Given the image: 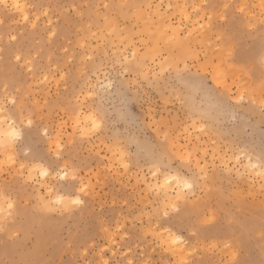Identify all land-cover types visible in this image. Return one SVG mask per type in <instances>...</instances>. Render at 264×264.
I'll use <instances>...</instances> for the list:
<instances>
[{"label":"rangeland","instance_id":"rangeland-1","mask_svg":"<svg viewBox=\"0 0 264 264\" xmlns=\"http://www.w3.org/2000/svg\"><path fill=\"white\" fill-rule=\"evenodd\" d=\"M5 2L9 7L0 4L2 21L0 104L7 103L6 97L9 100L15 97L18 105L12 109L14 113L12 119L16 120V127H21L22 117L18 116L20 105H23L25 116L32 115L37 127L17 151L5 152L0 149V187L21 186L19 202L27 219L30 217L28 212L30 202L36 198L33 192L35 186L30 187L24 182L27 172L20 169L23 162L20 150H27L34 140L40 145L47 143L49 147H54L61 132L63 140L69 139V134L73 132L71 127L73 113L65 106L77 103L75 96L79 94V88L83 84H78L74 77H79L82 81L86 72L79 61L72 59L79 38L71 34L67 37L61 34L49 40L44 17H41L37 28H32V20L38 12L31 5L47 6L45 10L49 12L51 26L59 33L60 29L56 27L58 23L62 25L70 16L79 15L80 9L71 10L70 6H87L91 3L98 5L111 3L113 0H5ZM15 2L27 6L24 11L29 16L28 22L23 21L20 14L10 7ZM116 2L142 5L138 16L129 14L126 19L121 18L118 22L119 27L125 29V34H138L137 40L150 41V47L158 45L157 57L154 62L150 60L141 69L142 73L152 75L159 71L161 64L168 67V64L172 63L174 67L177 61H182L180 66L183 67V62L188 63L193 73L200 69L201 74L209 72L216 74L214 69L220 63L217 40L221 36L231 41V47L235 48L237 53L240 51L245 54L251 53L255 58L245 56L244 63L238 54L233 64L225 65V75L221 78L218 89L221 97L218 108L209 109L203 95L172 86L170 80L164 78H161L159 85L151 90L145 88L136 93L133 89L134 95L137 96L134 115L140 117L136 125L125 124L120 119L121 101L118 96L106 97L102 102L97 100L96 106L113 117V120L99 138L79 149V155L88 157L90 152L93 158L96 152H100L101 158L110 155L105 145L109 144L113 137L127 139L128 135H133L141 138V133L144 136H154L157 133L153 125L163 117L169 122V127L165 130L169 132L170 150L179 152L184 148L198 147L199 158H203L207 152V158L211 162L214 152L218 163L220 158L227 154L226 162H230L234 169L238 168L244 173L248 161L242 158L237 164L234 153L239 154V149L244 147L249 150L255 148V151L259 152L261 136L264 135V115L249 107L247 103L235 105L234 101L246 91L252 93L255 90L257 99L261 95L258 81L261 72L258 57L261 33L250 30L247 21H259L262 0H116ZM59 5L64 7L59 8ZM246 5L250 7L241 14L239 8ZM135 11L134 9L133 12ZM87 14L85 12V16ZM174 31L179 34H175ZM12 35L17 37L16 41L10 40ZM80 36H83L82 32ZM171 36L174 39H171ZM95 47L93 44V48ZM65 49L69 51L66 53ZM14 54L21 55L23 59L19 63L16 62ZM92 54L109 55L103 47L96 49ZM29 68L32 71H28ZM42 68L45 69L43 72ZM97 75L99 79H103L102 74ZM247 99L248 96L245 95V100ZM84 102V97H79V103ZM88 103L91 104L92 101ZM7 107L12 108L10 104H7ZM62 121H67L63 127ZM11 123V120L7 121L0 131L7 130ZM202 126L205 127V131L199 132L198 129ZM45 128L50 134V141L41 136V131ZM10 155L15 158V163L8 160ZM88 163L91 164L92 161ZM111 168L112 163L109 162L93 164L91 169L85 170L86 178L92 179L93 182L99 179L90 203L97 209L102 205L113 222L128 217V231L117 241H112L103 234L97 235L96 243L103 244L108 240L109 244L114 243L115 251L118 253L131 250V257L136 259L147 254L155 257L161 264H169V254L159 250L152 252L151 239L141 236L139 225L128 216L129 212H136L146 203L140 198L147 195L146 192H142V181L148 173L149 165L140 162L122 173L111 172L109 171ZM148 179L151 177L148 176ZM233 184L241 189L250 186L249 181L239 178L235 179ZM258 189L259 180L256 181L254 189L257 194L242 206L246 217L253 218L257 225L262 207ZM214 195L215 193L207 191L204 193L205 198H212ZM80 226L81 221L75 218H58L46 222L33 220L26 235L22 233L19 239L10 243L0 239V264H13L27 259H40L47 264H72L77 259H83L77 250H69L65 244L58 243L64 237L74 234ZM229 231L232 232L233 238L221 242L215 250L198 246L184 253L177 252L171 260H178L182 256L189 261H203V264H232L236 259L246 264H264V242L261 241L258 230L250 228L244 233L236 232L234 229ZM225 243L230 247L225 248ZM193 251L194 255L188 254ZM93 258L90 256L88 259Z\"/></svg>","mask_w":264,"mask_h":264},{"label":"snow or ice","instance_id":"snow-or-ice-1","mask_svg":"<svg viewBox=\"0 0 264 264\" xmlns=\"http://www.w3.org/2000/svg\"><path fill=\"white\" fill-rule=\"evenodd\" d=\"M0 4L9 7L5 0ZM10 7L20 14L23 21L28 22L29 16L24 9L27 7L15 2ZM38 14L32 20V28H37L44 17L46 24V35L49 40L57 38L58 35L67 37L69 34L77 36L79 42L74 51L72 59L86 69L82 81L79 77V94L75 96L77 103H69L65 107L73 113V132L69 134L67 141L63 140V132L57 137L54 147L46 144L40 145L33 141L27 150H20L23 162L20 164L22 172H27L25 183L33 188L35 200L30 202L28 212L30 217H24V208L20 204L21 186L4 185L0 187V239L10 243L19 239L22 233L27 234L29 225L33 220L42 222L58 218H75L81 221V226L74 234L64 237L58 243L65 244L69 250H77L83 259H77L72 264H161L155 257L147 254L139 259L131 257L129 252L118 253L115 245L105 240L103 244L96 243L97 235L103 234L112 241H117L120 236L128 231V217L113 222L106 214L105 208L101 205L95 208L90 200L99 184L86 178L85 170L91 169L93 164H106L111 162V172L122 173L129 168L144 162L149 165L148 173L142 181L141 201H146L143 207L136 212H129L133 220L139 225L141 236L150 238L152 241V252L159 250L169 254V264H203V261L180 259L172 261L171 257L177 252L184 253L188 249H195L203 246L208 250H215L217 246L226 240L232 239V232L244 233L250 228L258 230L260 239L264 242V135L261 136L259 152L255 148L249 150L247 147L240 148L239 154H235L237 164L241 159H246V171L241 173L238 168L226 162V155L217 162V156L213 152L211 162L208 160V153L200 157L198 147L184 148L176 152L169 149L170 137L166 131L169 122L162 117L153 128L156 131L154 136L141 138L128 135L127 139L113 137L109 144L105 145L110 155L101 158L100 152H91L88 157L79 155V149L85 144H90L94 139L99 138L104 129L112 122L113 117L109 116L102 108L96 106V101H103L109 96H118L121 101L120 119L125 124L136 125L140 119L134 115L136 108V93L147 88L149 90L159 85L161 78L170 80L172 86H179L183 89L201 94L208 102L209 109L218 108L221 97L219 95V83L225 75V65L235 62L239 54L241 62L246 63L244 58H255L251 53H237L231 47V41L221 36L217 40L219 64L212 72L201 74L198 69L193 73L188 63L177 61L173 67L161 64L159 71L148 75L141 72V69L151 60L154 62L158 55V45L150 47V41L137 40L136 33L125 34V29L119 27L121 18H127L129 14L138 16L142 5L136 3L116 2L95 4L87 6H70L71 10L80 9L79 15L70 16L61 25L58 33L52 28V21L45 5H31ZM63 8V5H59ZM250 6L239 8L244 14ZM260 19L258 22L247 21L250 30L261 33V47L258 53L261 72L258 77L260 98L257 99L255 90L252 93L246 91L239 95L234 103L242 105L247 103L249 107L258 110L264 115V0L260 5ZM136 10L133 12V10ZM87 12V16H85ZM2 23V21H0ZM96 31H93V29ZM83 36H80V33ZM174 39V37L172 38ZM11 41L17 37L10 36ZM103 42V43H101ZM95 44V48H93ZM139 45V46H138ZM103 47L109 55L95 56L96 49ZM66 53L69 49L64 50ZM16 62L23 57L14 54ZM45 69H41L43 72ZM28 71H32L31 68ZM97 74H102L99 79ZM167 74V75H165ZM135 77V79H133ZM142 77V78H141ZM211 77V78H210ZM47 79V76H45ZM95 79V83H93ZM245 95L248 99L245 100ZM84 97V103H79V97ZM6 104H0V128L7 121V130L0 131V149L5 152H15L23 144L28 135L31 134L36 125L32 115L25 116L23 105H20L18 113L21 119V127H16V120L12 119L13 111L18 105V100L8 97ZM231 100V97L229 98ZM88 101H92L91 104ZM10 104L12 108H8ZM67 121L61 122V127ZM38 130V129H37ZM199 132H204L205 127H200ZM41 136L47 141L51 140L48 130L41 131ZM197 140L199 137L196 138ZM8 160L15 163V158L9 156ZM92 161V163H88ZM148 176L151 179H148ZM243 179L250 182V186L241 189L234 185L235 179ZM259 180L258 195L262 201L260 219L257 225L251 217H246L242 208L249 200L257 194L254 191L256 181ZM227 182V183H225ZM215 193L212 198H205L204 193ZM127 203V202H126ZM134 206H135V202ZM225 248L230 247L225 243ZM189 255H194L189 252ZM92 256L93 259L88 258ZM107 257V258H106ZM119 257V258H118ZM13 264H47L40 259H27L13 262ZM232 264H246L236 259Z\"/></svg>","mask_w":264,"mask_h":264},{"label":"bare ground","instance_id":"bare-ground-1","mask_svg":"<svg viewBox=\"0 0 264 264\" xmlns=\"http://www.w3.org/2000/svg\"><path fill=\"white\" fill-rule=\"evenodd\" d=\"M173 30H174V29H173ZM174 32H175V31H174ZM163 33H164V32H163ZM176 33H178V32H175V34H176ZM175 34L173 35L174 37H175ZM178 34H179V33H178ZM161 36H162V34H161ZM176 36H177V35H176ZM171 37H172V36H171ZM172 38H173V37H172ZM172 38H171V39H172ZM179 40H181V39H179ZM169 41H170V40H169ZM171 41H172V40H171ZM170 43H171V42H170ZM180 43H181V42H180ZM182 43H183V42H182ZM182 43H181V44H182Z\"/></svg>","mask_w":264,"mask_h":264}]
</instances>
